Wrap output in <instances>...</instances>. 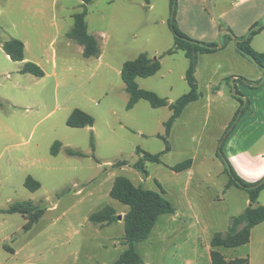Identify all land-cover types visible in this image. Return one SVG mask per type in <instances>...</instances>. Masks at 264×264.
Segmentation results:
<instances>
[{"label": "rangeland", "instance_id": "obj_1", "mask_svg": "<svg viewBox=\"0 0 264 264\" xmlns=\"http://www.w3.org/2000/svg\"><path fill=\"white\" fill-rule=\"evenodd\" d=\"M203 1L94 0L86 23L100 44V58H85L81 46L67 38L72 16L82 11L81 0H42L34 6L13 0L12 8H5L8 16L0 15V264L114 263L128 248L124 223L100 227L89 218L105 207L114 208L122 219L129 211L110 197L120 176L143 189H162L172 205L179 198L202 205L198 214L174 228L166 222L171 215L159 218L149 239L136 245L145 264H210L213 236L225 233L231 218L250 205L245 189L226 188L230 168L248 184L264 179V89L247 91L250 96L240 89L236 93L224 62L199 55L198 108L190 107L174 127L170 151L161 164H146L145 177L133 168L140 158L136 151L155 155L165 150L164 124L172 112L144 100L128 110L130 95L121 77L124 63L145 53L160 61L161 70L138 78L141 89L171 103L188 93V58L182 51L166 54L175 46L173 19L179 31L197 41L216 30L214 40L204 43L220 45L227 24L238 18L234 13L221 18L204 9ZM18 37L29 40L28 56L41 61L44 77L21 74L23 65L2 50L4 40ZM239 99L245 105L253 101L254 109L249 111V105L239 111ZM75 109L91 115L94 126L68 127ZM56 142L61 148L53 156ZM68 150L83 156H70ZM188 159L189 170L171 169ZM122 161L128 165L114 167ZM28 177L41 184L38 191L25 187ZM21 202L45 210L29 231L21 214L7 213ZM258 204L264 206V191ZM159 229H165L162 239ZM220 252L229 259L248 257L250 264H264V223L252 231L249 244Z\"/></svg>", "mask_w": 264, "mask_h": 264}, {"label": "trees", "instance_id": "obj_2", "mask_svg": "<svg viewBox=\"0 0 264 264\" xmlns=\"http://www.w3.org/2000/svg\"><path fill=\"white\" fill-rule=\"evenodd\" d=\"M82 11L72 16L74 24L72 29L67 33V38L83 48V56L85 58H100L101 47L98 40L89 33L86 18L88 16V6L94 0H81ZM147 3L150 0H145ZM178 0H173L177 3ZM172 30L175 35V46L166 52L167 55H173L177 51H182L189 60V67L186 72V81L189 85V92L178 98L175 102H169L167 99L160 97L153 91L141 89L137 83L138 78H150L155 76L161 70L160 61L155 58L151 59L147 54L139 55L135 60L124 63L121 77L126 85V91L130 98L127 109L131 110L136 104L144 100L155 108L167 107L172 112L171 117L165 122L166 135L162 137L165 140L166 148L159 154H149L141 149H137L139 160L133 165V168L142 173L145 177H149L146 169L147 163L161 164L163 155L170 151L168 137L172 131L174 124L180 119L185 109L192 103L198 101L202 94L199 91L198 81L196 77L199 55H211L224 49L230 41H233V32L228 29L223 36L224 41L220 45L212 43H204L186 36L179 31L174 24ZM264 30V22L254 24L249 32L242 37L234 35L237 52L252 61L259 69L264 72V53L256 52L252 48V42ZM2 50L15 63H23L25 61V44L16 38H10L2 43ZM21 74H30L38 78L44 77L43 70L35 63L26 62L20 70ZM238 81H245L250 87L255 88L261 84V81H249L239 78ZM237 93V90H236ZM240 110L249 109V103L245 105L242 99ZM238 111V113H239ZM237 113V114H238ZM226 129V133L231 130L235 124L237 116ZM95 119L80 109H75L67 120V126L73 129H82L93 127ZM61 148V143H54L51 154L57 156ZM70 156H83L80 152L68 150ZM125 161L119 162L114 167L122 168L127 166ZM192 166V160L188 159L171 169L177 173L189 170ZM231 179L226 188L236 186L245 189L248 193L250 205L238 216H234L230 220V225L225 233H216L211 240L212 250L210 252V264H250L247 258H227L220 249H234L250 243L252 230L264 223V206L258 204L261 193L264 191V179L253 183H245L235 171L230 168ZM25 187L36 192L41 188V184L28 177ZM159 187V185H158ZM110 197L119 203L129 207V211L124 215V244L127 249L112 264H145L143 258L136 250V245L149 239L159 218L164 215H173L176 208L166 198V193L160 189L159 191L143 189L136 186L130 179L120 176L117 177L110 190ZM7 213L21 214L25 219L24 230H31L44 216L45 210L36 206L33 202H21L13 205ZM119 220L116 210L111 207H105L100 211L92 214L89 221L100 227L112 225Z\"/></svg>", "mask_w": 264, "mask_h": 264}, {"label": "crops", "instance_id": "obj_3", "mask_svg": "<svg viewBox=\"0 0 264 264\" xmlns=\"http://www.w3.org/2000/svg\"><path fill=\"white\" fill-rule=\"evenodd\" d=\"M6 1V2H4ZM15 1V0H14ZM39 1L42 0H21V2L29 3L31 6H34L38 4ZM13 0H0V15L8 16V9L5 10L7 7L12 6ZM4 4V7L1 6V4ZM203 8L207 9L209 8L210 10H215L221 18H225L228 15H231L234 13V16L238 17L237 19H234L232 23H228V29H230L233 34H235L238 37L245 36L250 28L256 24L260 23L264 20V0H204L203 1ZM17 7V6H15ZM12 8V7H11ZM239 15V16H238ZM239 22V24L237 23ZM11 26L15 29L17 28V23L15 21H11ZM216 30H209L208 32H205L202 36V39H199L200 42H212L210 40H214L211 38V34H214ZM228 34V33H226ZM24 44H25V61L23 63H20L23 65L26 62H34L37 65L42 67V63L38 59H31L28 56V47L30 46L29 40L26 39L25 37H18ZM5 41V40H4ZM3 41V42H4ZM2 42V43H3ZM2 43H1V48H2ZM82 48V47H81ZM252 48L256 52H261L264 53V30L262 33H260L258 36H256L252 42ZM83 51V48H82ZM202 56H208V57H217L218 61L224 62L225 66L227 68L225 69L227 72L226 74L228 76H233V85L238 92H241L245 96H250L248 92H259L262 89H264V72L259 69L252 61H250L248 58L240 55L237 50H236V42L233 39V41H230L229 44L222 50L211 54V55H202ZM8 57V56H7ZM222 60H221V59ZM221 65L219 64V68ZM198 76V71L196 72V77ZM245 78L246 80L249 81H261V84L258 87L252 88L248 85H243L240 83L239 78ZM240 89V90H239ZM255 89V90H252ZM218 94H221L218 92ZM242 96V97H244ZM253 100V99H252ZM260 101L259 99H257ZM199 101H196L192 104H190L185 111L183 112L182 116L178 121L174 124L172 128V132L174 127L183 119L185 115H187L188 110L190 107H196L198 108V103ZM250 105V109H254L253 107V101H248ZM196 108L194 109L196 111ZM252 111V110H251ZM238 112V111H236ZM185 198V197H184ZM182 198H179V201H176L174 207L176 208V213L174 215H171L170 218L166 221L171 227L174 228V225L178 224L181 222V219L186 220L187 218H190V214L193 212L198 214V208L201 207L202 205L199 202H194L193 200H181ZM172 202V201H170ZM128 211L125 210L124 214H126ZM124 217V216H123ZM164 217V216H162ZM119 222H123L122 220H118ZM262 225V224H261ZM110 226V225H108ZM260 226V225H259ZM257 226V227H259ZM107 227V226H105ZM255 227V228H257ZM254 228V229H255ZM154 229H157V226L154 227ZM253 229V230H254ZM176 230V228H175ZM252 230V231H253ZM174 231V230H173ZM163 234H165V229H159L158 230V238L162 239ZM252 234V233H251ZM160 235V236H159ZM122 242V241H121ZM123 243V242H122ZM122 254V253H121ZM120 254V255H121ZM119 255V257H120ZM118 257V258H119ZM117 258V259H118ZM208 264V263H206Z\"/></svg>", "mask_w": 264, "mask_h": 264}, {"label": "water", "instance_id": "obj_4", "mask_svg": "<svg viewBox=\"0 0 264 264\" xmlns=\"http://www.w3.org/2000/svg\"><path fill=\"white\" fill-rule=\"evenodd\" d=\"M119 220H122V217H119Z\"/></svg>", "mask_w": 264, "mask_h": 264}]
</instances>
